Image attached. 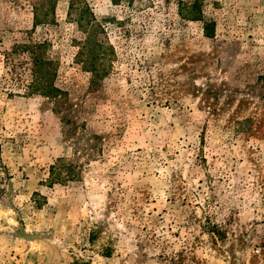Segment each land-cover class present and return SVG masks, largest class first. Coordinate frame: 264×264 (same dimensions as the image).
Wrapping results in <instances>:
<instances>
[{"label":"rangeland","instance_id":"374dc122","mask_svg":"<svg viewBox=\"0 0 264 264\" xmlns=\"http://www.w3.org/2000/svg\"><path fill=\"white\" fill-rule=\"evenodd\" d=\"M70 1L0 0V264H264V0H201L212 38L177 0H83L113 50L94 85ZM29 37L58 99L25 91Z\"/></svg>","mask_w":264,"mask_h":264},{"label":"trees","instance_id":"16d2710c","mask_svg":"<svg viewBox=\"0 0 264 264\" xmlns=\"http://www.w3.org/2000/svg\"><path fill=\"white\" fill-rule=\"evenodd\" d=\"M117 5L121 0H111ZM131 3V0L128 1ZM178 15L181 19L189 22H200L202 24L203 36L212 38L215 34V22L205 19L201 0L185 2L177 0ZM45 1L32 8L33 24L53 23L51 13L43 12ZM67 19L76 26L82 35V40L73 41L77 46L74 60L91 75V84L94 85L106 74V64L110 60L113 50L108 43H104L100 34L104 33V26L96 20L89 5L83 0H71L68 2ZM47 39L44 41H33L26 38L23 43L14 45L13 51L22 54L21 64L25 65L30 73V81L26 82L27 94H39L50 100L60 98L65 93L55 85L57 76L56 64L44 56V49L49 45ZM110 62V61H109ZM49 183H63L70 180L74 171L72 167L63 160H57L49 170Z\"/></svg>","mask_w":264,"mask_h":264}]
</instances>
